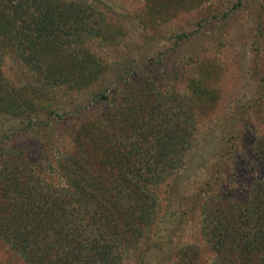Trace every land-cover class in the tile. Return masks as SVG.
Masks as SVG:
<instances>
[{
	"label": "rangeland",
	"instance_id": "rangeland-1",
	"mask_svg": "<svg viewBox=\"0 0 264 264\" xmlns=\"http://www.w3.org/2000/svg\"><path fill=\"white\" fill-rule=\"evenodd\" d=\"M84 1H91L104 34L74 49L105 65L100 80L84 93L63 83L47 85L32 64L3 53L2 81L32 107L20 103L0 111V163L21 153L41 177L62 183L49 164L71 150L86 112L92 118L121 110L122 86L137 100L142 87L154 97L173 89L185 109L196 112L186 125L190 146L154 188L155 223L119 264H210L215 250L201 226L204 213L231 216L230 204L239 207L256 195V187L264 189V163L256 154L264 138V0H163L161 7L151 0ZM129 69L137 83L132 90L124 84L129 79H118ZM106 86L110 100L96 104L87 94ZM209 88L212 102L202 109L199 99ZM64 114L72 116L66 123ZM244 258L236 257L235 264ZM262 262L255 255L247 264ZM0 264L26 263L0 240Z\"/></svg>",
	"mask_w": 264,
	"mask_h": 264
},
{
	"label": "trees",
	"instance_id": "trees-1",
	"mask_svg": "<svg viewBox=\"0 0 264 264\" xmlns=\"http://www.w3.org/2000/svg\"><path fill=\"white\" fill-rule=\"evenodd\" d=\"M151 1L163 5V0ZM90 3L0 0V64L5 53L32 64L47 85L63 83L77 92L90 89L105 65L96 55L74 49L104 34V23ZM131 72L118 75L129 79L124 82L129 90L137 84ZM4 82L0 76V111L20 103L32 107ZM102 88L87 91L96 104L110 100L109 86ZM121 88V110L92 118L86 112L72 136L71 150L58 153L55 166L49 164L62 183L41 177L21 153L0 163V240L24 263L119 264L155 223L154 188L179 166L189 148L186 125L196 112L185 109L173 89L154 97L142 87L144 95L137 100ZM211 93L210 88L203 91L202 109L209 108ZM71 118L64 117V122ZM256 154L264 163V138ZM257 194H264V189L256 187V195L239 207L230 204L231 216L212 219L204 213L201 226L215 250L210 264H235L242 254L243 264L251 256L264 257V199L257 200Z\"/></svg>",
	"mask_w": 264,
	"mask_h": 264
}]
</instances>
